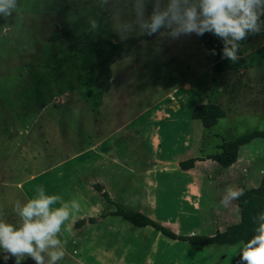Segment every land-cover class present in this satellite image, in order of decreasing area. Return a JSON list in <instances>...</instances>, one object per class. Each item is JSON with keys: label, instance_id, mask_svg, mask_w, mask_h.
Returning a JSON list of instances; mask_svg holds the SVG:
<instances>
[{"label": "rangeland", "instance_id": "374dc122", "mask_svg": "<svg viewBox=\"0 0 264 264\" xmlns=\"http://www.w3.org/2000/svg\"><path fill=\"white\" fill-rule=\"evenodd\" d=\"M90 18L100 23L95 33L90 31ZM56 30L67 32L59 42L52 41ZM98 38L118 40L111 29L110 14L99 7L98 0H17L13 14L7 19L0 17V218L8 223L18 225L14 202L19 199L24 204L36 198L37 186L44 187L45 195L57 194L62 198L50 205V210L68 202L71 219L76 211L71 201H78L74 180L83 176L91 163L102 161L88 147L108 135L111 140H117L122 130L131 132L134 140L139 134V109L162 101L159 108L178 104L185 93L183 87L187 80L191 81L196 68L213 58L200 42L201 50L194 49L198 40L195 33L176 39L160 38L159 53L154 52L156 36L147 41L146 49L140 43L135 47L133 53L139 54V60L130 55L112 65V90L103 92L94 84L90 70L93 55L86 46ZM241 54L249 61L247 69L218 75L211 71L202 76L212 81L208 101H217L226 111V116L202 141V155L216 153L224 141L254 130L264 131V33L253 35L241 48ZM175 82L182 83V87L171 100L166 95L173 90L168 87ZM124 93L127 100L115 105V100H122ZM198 101L199 98L189 105ZM121 106L124 108L120 109ZM124 122L128 126L122 129ZM108 145L101 150L108 152ZM117 148H112L113 153ZM148 153L152 154L151 148ZM126 155L129 160L134 159L130 152ZM239 155L240 163L235 168L245 170L241 190L251 185L258 188L264 175V139L253 140ZM218 173L209 168L206 176L213 175L214 180L225 177L224 173L223 176ZM202 191L203 198L198 201L204 217L200 219L203 228L198 235L207 236L216 231L220 222L216 212L222 210L219 203L222 187L206 182ZM195 221L192 219V224ZM64 229L65 225H61V233L57 235L61 241L67 239V253L56 264H143L121 262L127 260L120 251L91 248L86 232L73 240ZM188 248L191 252L186 262L202 264L215 260L214 252L191 245ZM220 248L228 252L225 264L237 262L236 258L233 260L237 253L234 246ZM59 249L60 245L50 247V251ZM143 252H139L140 260L142 255L145 257ZM127 254L130 259V253ZM180 255L178 250L171 251L169 260L177 261ZM169 260L161 252L155 256L156 264H166ZM0 264H5L3 253ZM6 264H15L14 258ZM20 264H35V261L27 257Z\"/></svg>", "mask_w": 264, "mask_h": 264}, {"label": "crops", "instance_id": "0c3cea01", "mask_svg": "<svg viewBox=\"0 0 264 264\" xmlns=\"http://www.w3.org/2000/svg\"><path fill=\"white\" fill-rule=\"evenodd\" d=\"M197 41H195L194 49L201 50L199 42H202L199 39ZM133 50L130 55L139 60V54L133 53ZM212 57L211 61L209 59V63L196 68L195 73L193 72V76H191V81H184L186 82L183 87L185 93L178 104L159 108V105L164 103L162 101L156 106L139 109V134L135 135L134 140L133 136H130L131 132L125 133L122 130L117 140H111L113 138L108 135L88 147V150L96 151L102 161L91 163L86 173L74 180L73 184L77 195L75 198L83 207H80L79 212L74 211L73 215L79 216L77 221L88 218H97V221L87 223L80 228L73 226L76 233L75 237H72L73 240L86 232L88 246L103 251H120V255L126 257L127 260L121 262L156 264L155 256L159 252L169 260V252L178 250L182 255L178 257L177 261L172 259L166 261V264L198 263L185 261L186 258L189 259L187 255L188 252H191L189 250L191 248H188V245L191 244L172 240L149 226L136 227L120 216L111 215L116 207L102 197L97 186H100L103 192H107L113 202L148 216L177 235L189 236L194 233L198 235L199 230L203 228V222L200 219L204 217V209L201 207V201L198 200L203 198L204 184L206 182L220 184L222 191L219 192L221 196L219 203L222 210L216 212L220 222L216 231L207 236H212L219 231L223 232L228 227L240 222L238 221L240 210L236 200L227 205L222 203L225 190L229 186L241 189L240 181L245 170L241 172L240 169L235 168L240 163V155L235 164L227 168L223 167L226 170H221L218 163L207 159L210 155L201 154L204 149L202 141L208 131L203 128L199 120L191 117L192 109L195 106L211 102L207 98L211 93L212 81L208 78L203 79L202 76L213 72L214 60L212 59H214V55ZM181 84L175 82L170 85L168 90L171 88L173 90L166 97L172 100L173 94L180 92ZM111 88L108 92L112 90ZM127 98V94L124 93L122 100H115V105L124 103ZM197 98L200 101L189 105ZM211 103H217V101ZM125 126H128V122H124L120 128L123 129ZM106 143H109L108 152L101 150V147ZM146 145L148 146L146 147ZM116 147L118 148L113 153L112 148ZM148 148H151L152 154L148 153ZM127 152L131 153V156L134 157L133 160L127 158ZM116 153L119 154L116 155ZM122 155H124L123 159L120 158ZM190 158H201V160L195 163L194 168L182 170L180 163ZM209 168L218 170V175L224 173L225 177H221L219 180H214L213 175L207 177L206 172L209 173ZM251 186L249 189L256 188L253 187L256 185ZM192 210L195 211L194 214H192ZM192 219L196 220L193 224ZM182 229L186 230L185 233L182 232ZM82 241L84 240L82 239ZM191 246L202 247L205 249L203 251L214 252L215 260L202 262V264H225L228 252L220 247L235 245ZM217 249H221L222 252H217ZM141 251H144L145 257L142 255L140 260L139 252ZM128 252L131 256L130 259H127ZM133 253H135V259H133ZM71 254L74 256L75 251ZM71 254L68 253V255ZM238 256L237 251L233 260L234 258L238 260ZM71 261L82 262L73 259ZM232 264H237V262H232Z\"/></svg>", "mask_w": 264, "mask_h": 264}, {"label": "clouds", "instance_id": "9594fccd", "mask_svg": "<svg viewBox=\"0 0 264 264\" xmlns=\"http://www.w3.org/2000/svg\"><path fill=\"white\" fill-rule=\"evenodd\" d=\"M98 4L110 14L112 32L118 37L114 42L141 38L140 44L146 49L148 42L142 38L158 34L156 53L162 50L160 38L210 33L223 40L221 58L235 63L239 60L241 42L250 35L264 33V0H98ZM16 9L17 0H0V17L7 19ZM89 24L94 33L101 27L95 18H90ZM210 54L215 55V49ZM36 191L39 195L24 204L19 199L14 202L18 225L0 218V253L5 264L10 258L20 264L27 257L35 264H56L63 260L68 243L57 235L61 233V225H65L68 236L76 235L73 226L79 216L71 215L70 219V204L65 202L50 210V205L62 198L57 194L45 195L43 186H37ZM241 195L243 190L229 186L222 203L227 205ZM71 207L79 212L77 201H71ZM258 219L252 238L234 246L242 264H264V211ZM66 221L69 223L65 224ZM57 245L59 250L50 251V247Z\"/></svg>", "mask_w": 264, "mask_h": 264}, {"label": "trees", "instance_id": "16d2710c", "mask_svg": "<svg viewBox=\"0 0 264 264\" xmlns=\"http://www.w3.org/2000/svg\"><path fill=\"white\" fill-rule=\"evenodd\" d=\"M65 30H56L52 36V41L59 42L62 38L66 37ZM157 35L145 36L142 39L148 41L155 38ZM208 51L215 49L213 73L224 74L231 72H239L249 67V61L246 57L242 56L241 49L238 53L239 60L235 63L226 58H221L223 50V40L215 37L210 33H205L203 36H197ZM141 38H133L125 43L114 42L111 39L98 38L95 41L88 42L87 48L93 55V61L90 70L94 76L95 86L103 92L110 90L112 86V71L111 67L116 62L127 58L132 50L140 43ZM252 39L250 35L245 41H242V47L248 44ZM117 41V40H116ZM241 47V48H242ZM45 106H43L44 108ZM192 118L199 120L206 131H210L217 126L219 121L226 116V111L218 103L207 102L195 106L192 109ZM264 139V131L254 130L243 134L234 140L224 141L220 147L219 152L210 155V159L220 166L227 168L232 166L238 161L240 149L250 144L255 139ZM201 158H191L180 163L182 170H189L194 168L195 163ZM97 190L101 193L102 197L109 203H112L116 209L111 215L120 216L127 222L136 227H152L161 232L164 236L172 239L187 242L191 245H236L240 241H248L255 234L254 229L259 224V213L264 211V175L261 184L258 188L245 189L243 195L236 200L240 210V222L228 227L223 232H217L212 236L205 235H177L168 230L164 226L155 222L148 216L125 208L111 200L107 192H103L100 186ZM97 218L81 219L75 223L76 228L83 227L87 223H95ZM255 221V222H254ZM237 264H242L240 256H238Z\"/></svg>", "mask_w": 264, "mask_h": 264}]
</instances>
